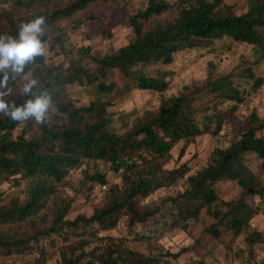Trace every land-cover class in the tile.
Masks as SVG:
<instances>
[{"label": "trees", "instance_id": "obj_1", "mask_svg": "<svg viewBox=\"0 0 264 264\" xmlns=\"http://www.w3.org/2000/svg\"><path fill=\"white\" fill-rule=\"evenodd\" d=\"M105 1L108 0H0V18L5 19L0 23V34L15 35L21 22L43 15L48 25L46 43L60 20L73 18L88 5ZM167 13L173 16L156 20ZM89 19L94 17L90 14L74 20L72 26L77 28ZM125 24L132 32V40L115 53L91 57L96 64L92 72L75 66H48L44 57H37L25 69L51 92L57 114L46 125L18 123L0 116V184L12 182L19 186L20 181H27L24 201L0 196V259L33 255L31 264H48L56 254L52 264H91L83 263L84 259L99 250L102 254L98 264H167L163 254L145 255L121 240L99 233L113 230L122 218L131 226L148 219L158 222L161 207L145 200L182 180L186 187L170 201L182 200L185 204L175 206L169 227L185 230L202 208L218 202L215 185L226 180L235 182L240 193L236 200L222 203L226 212L220 223L227 221V229L235 236L245 234L249 246L263 243L261 235L250 233L249 225L261 212L260 207L251 206L247 198L263 199L264 184L246 164V156L253 154L264 164V116L252 110L237 139L225 148H214L207 165L193 174L188 175L185 164L167 168L175 145L183 143L177 157L181 159L196 138L218 136L245 96L262 87L264 75L256 76L258 60H242L232 75L251 82L249 89L240 88L230 74L215 76L209 72L203 84L185 86L179 95L162 99L155 110L144 112L121 132L107 110L111 102L104 100L114 83L106 84L103 79L108 69H115L138 90L164 94L168 90V73L158 69L149 72V68L169 66L176 54L209 49L224 38L251 46L264 71V1L247 0V11L237 15L223 0H147L145 8L129 15ZM20 80L17 77L15 83L9 82L14 92L7 99L17 104L29 98L19 95ZM82 80L95 84L96 97L87 106L73 107L64 98L65 88ZM225 104L226 108L220 110ZM198 114L203 116L197 119ZM85 162L108 164L120 182H109L99 171L86 172L82 187L91 183L105 186L106 190L108 186L102 205L89 215L68 219L72 206L66 197L70 187L67 179ZM92 244L95 246L87 251ZM187 251L183 248L174 254L167 252L166 256L176 259Z\"/></svg>", "mask_w": 264, "mask_h": 264}, {"label": "rangeland", "instance_id": "obj_2", "mask_svg": "<svg viewBox=\"0 0 264 264\" xmlns=\"http://www.w3.org/2000/svg\"><path fill=\"white\" fill-rule=\"evenodd\" d=\"M223 1L231 6L237 15L247 11V0ZM146 5L147 0L96 2L88 5L83 12L73 18L60 20L57 30L50 33L46 40L48 55L44 57L45 63L52 67L61 66L63 69L75 66L89 70V72L94 71L96 64L91 57L98 59L115 53L119 48L127 45L132 40V32L126 26L125 20L129 15L144 9ZM1 10L0 8V12ZM90 14L94 19L86 20L79 27L73 28L74 20L84 19ZM172 16L167 13L156 20L160 21L162 18ZM3 22L5 19L0 18V23ZM255 59L258 60L259 65L256 76H262L264 75L263 65L257 53L252 51V47L235 43L228 38L215 42L209 49L178 53L169 66L153 67L148 70L152 72L158 69L168 73L165 77L168 90L164 94L138 90L117 70L108 69L103 81L106 84L114 83V88L104 98L111 102L107 110L113 115V120L116 122L114 125L121 132L129 129L144 112L155 110L162 99L179 95L185 86L203 84L209 72H213L215 76L230 74V79L238 81L240 88L249 89L251 82H243L232 75L237 73L242 60L254 62ZM21 83L22 80L19 84ZM95 97V84H88L86 80L67 85L64 92L65 100L73 107L87 106ZM226 106V104L220 106L219 109L224 110ZM252 110L256 111L259 116H264V84L255 93L245 96L243 104L238 107L232 117L225 121L218 136L204 135L196 138L193 144L185 148L181 159L177 157L183 143L175 145L170 152L172 160L167 168H177L185 164L189 170L188 175H191L205 167L214 148H225L237 139L239 132L247 126L248 116ZM202 116L198 114L197 119ZM16 134L17 132L14 133ZM261 136L264 138V130ZM246 164L257 176L259 182L264 184L262 161L253 154H248ZM94 171L104 173L111 183L120 182L114 172L109 170L108 164L103 162H85L81 169L71 171L67 179L70 187L66 190V197L71 201L72 206L67 216L68 219H73L80 214L89 215L93 208L102 205L108 186L106 190H102L99 184L87 183L84 187L81 186L86 172L92 174ZM26 184L27 181H20L19 186H13L12 182H3L0 184V196H15L24 201L23 191ZM185 187L186 182L182 180L172 187L162 188L145 200L151 206L161 207V218L158 222L148 219L143 224L131 226L126 218H122L113 230L100 232L99 235L121 240L145 255L163 254V259L167 264H264V198H247L251 206L258 205L261 210L249 222L250 233L257 232L263 237V243L249 246L245 241V234L235 236V233L227 229V221L226 223L219 221L226 212L222 203L236 200L240 193L237 184L231 181L222 180L215 185L218 202L211 207L202 208L198 217L188 222L185 230L169 227L168 222L175 206L183 207L185 204L182 200L176 203L170 200L182 192ZM94 246L92 244L86 250ZM183 248H187L188 251L176 259L166 256L167 252L174 254ZM101 254L102 251L96 250L93 254H89L83 263L98 264L97 260ZM56 258V254L53 255L48 264H52ZM32 260L33 255H12L1 258L0 264H31Z\"/></svg>", "mask_w": 264, "mask_h": 264}, {"label": "clouds", "instance_id": "obj_3", "mask_svg": "<svg viewBox=\"0 0 264 264\" xmlns=\"http://www.w3.org/2000/svg\"><path fill=\"white\" fill-rule=\"evenodd\" d=\"M47 30V18L37 15L21 22L15 35L0 34V116L18 123L33 121L46 125L57 114L51 92L42 88L30 72H25L37 57L48 55L44 42ZM17 77L22 80L19 95L29 97L21 104L7 99L14 92L9 82L15 83Z\"/></svg>", "mask_w": 264, "mask_h": 264}, {"label": "built area", "instance_id": "obj_4", "mask_svg": "<svg viewBox=\"0 0 264 264\" xmlns=\"http://www.w3.org/2000/svg\"><path fill=\"white\" fill-rule=\"evenodd\" d=\"M101 189H105V186H102Z\"/></svg>", "mask_w": 264, "mask_h": 264}]
</instances>
